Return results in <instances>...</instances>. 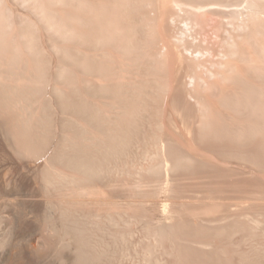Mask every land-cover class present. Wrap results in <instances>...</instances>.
Returning <instances> with one entry per match:
<instances>
[{"label":"bare ground","instance_id":"1","mask_svg":"<svg viewBox=\"0 0 264 264\" xmlns=\"http://www.w3.org/2000/svg\"><path fill=\"white\" fill-rule=\"evenodd\" d=\"M0 264H264V0H0Z\"/></svg>","mask_w":264,"mask_h":264},{"label":"rangeland","instance_id":"2","mask_svg":"<svg viewBox=\"0 0 264 264\" xmlns=\"http://www.w3.org/2000/svg\"><path fill=\"white\" fill-rule=\"evenodd\" d=\"M5 262H7V260Z\"/></svg>","mask_w":264,"mask_h":264}]
</instances>
